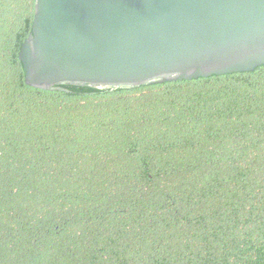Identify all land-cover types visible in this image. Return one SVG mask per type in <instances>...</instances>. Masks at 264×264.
I'll use <instances>...</instances> for the list:
<instances>
[{"label":"trees","instance_id":"obj_1","mask_svg":"<svg viewBox=\"0 0 264 264\" xmlns=\"http://www.w3.org/2000/svg\"><path fill=\"white\" fill-rule=\"evenodd\" d=\"M36 0H0V264H264V65L25 85Z\"/></svg>","mask_w":264,"mask_h":264},{"label":"water","instance_id":"obj_2","mask_svg":"<svg viewBox=\"0 0 264 264\" xmlns=\"http://www.w3.org/2000/svg\"><path fill=\"white\" fill-rule=\"evenodd\" d=\"M25 85L136 87L264 65V0H36Z\"/></svg>","mask_w":264,"mask_h":264}]
</instances>
